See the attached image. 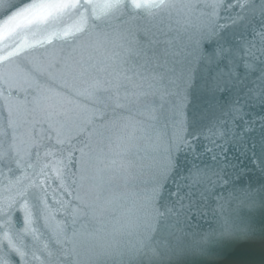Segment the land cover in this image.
<instances>
[{
  "label": "water",
  "instance_id": "95a60500",
  "mask_svg": "<svg viewBox=\"0 0 264 264\" xmlns=\"http://www.w3.org/2000/svg\"><path fill=\"white\" fill-rule=\"evenodd\" d=\"M3 11L0 8V16ZM230 11L235 15L240 10ZM200 13V9L180 7L155 17L117 12L101 17L95 29L89 28L91 21L82 24L73 15L55 26L38 25L0 39V207L38 179L36 174L48 162L42 157L37 165L29 159L32 142L41 145V154L51 151L65 163L63 186L51 174L46 182L45 198L53 215L41 220L39 239L25 238L40 259L29 257L26 264H148L134 259L133 250L142 236L139 225L150 211L147 197L166 164L168 154L161 146L173 149L180 136V114L191 119L202 107L199 69L206 61L197 54V41L206 20ZM227 15L221 13L224 18L219 22L231 26ZM262 24L257 18L255 30ZM78 27H84L85 33H77ZM65 30L68 36H51ZM245 35L253 40L251 33ZM203 47L209 49L207 43ZM244 58L255 65L248 79L252 87H258L264 50L257 44L252 55ZM90 65L107 70L92 71ZM134 74L137 87L127 91L137 95L129 99L124 98V89L119 99L104 91L87 94L93 80L107 88L116 77ZM141 92L147 95L139 96ZM245 111L264 116V104L253 102ZM9 112L15 130L14 134L9 130L12 138L3 142ZM101 112L107 113L103 122L94 119ZM53 120L61 129L63 144L46 141V128ZM90 120L88 135L78 136L77 130ZM208 133L207 121L195 128L187 126L183 139L191 148L185 151L181 143L179 152L173 149L177 163L183 160L187 167L173 169L161 195L176 192L177 185H185L184 192L191 190L203 210L181 217L176 228L183 232L177 235L182 245L195 241L207 246L209 254L180 256L165 264H264V170L259 160L251 158L258 137L233 143L228 136ZM217 152L221 154L214 162L212 156ZM193 164L214 171L223 167V178L230 183H218L211 198L200 200L204 186L189 189L185 179ZM242 190L255 195H242ZM216 197H223L222 213L214 210ZM242 226L250 228L247 236L222 235L226 228Z\"/></svg>",
  "mask_w": 264,
  "mask_h": 264
},
{
  "label": "snow or ice",
  "instance_id": "6c2138e0",
  "mask_svg": "<svg viewBox=\"0 0 264 264\" xmlns=\"http://www.w3.org/2000/svg\"><path fill=\"white\" fill-rule=\"evenodd\" d=\"M177 7L194 11L201 10V15L205 18L206 24L201 29L199 40L197 41V54L206 64L199 69L202 83L199 91L202 96V107L198 114L194 113L191 119L183 113L177 122L180 136L173 149L180 151V144L186 145L187 151L191 144L183 139V133L187 131V126L191 124L194 128L207 121L209 125V135L223 138L228 136L233 143H245L248 139L258 137L256 143L259 145V152H256V143L251 149V158L259 160L262 170H264V116H257L245 111L253 102L264 104V69L260 70L258 87H252L248 77L255 70V65L248 62L244 56H251L252 50L257 44L264 50V24L259 31L255 30L257 18L264 22V0L255 3L253 0H19L18 3H10L8 0H0V8H3V15L0 16V39L10 38L19 31L29 30L32 27L41 25L44 27L55 26L61 23L64 18L73 15L78 16L82 24H89L90 29L98 27L96 21L101 17L109 16L113 13H126L132 17H155L161 13ZM240 11L231 14L230 10ZM221 13H226L229 23L221 24L219 21L224 18ZM77 33H85L84 27L76 28ZM246 33L253 35V40H248ZM68 31H54L52 37L68 36ZM87 35V34H86ZM90 39V37H88ZM47 42L37 41L38 44ZM88 41H85L87 46ZM207 43L209 49L205 50L203 44ZM16 53H9L14 55ZM244 54V55H242ZM5 56L3 59H7ZM243 68V73L238 72ZM90 69L96 72L107 69L98 65H90ZM88 71L89 69H84ZM136 74L133 76H118L107 88H101L99 80H93L87 91L91 94L97 91L109 92L120 98L121 89L125 90V99L136 96L135 92L129 93V88H136L133 83ZM188 84L191 83V76ZM37 85V91L39 90ZM147 93H139V96H146ZM139 98V97H137ZM123 107V105H117ZM250 119H245L246 116ZM94 119L101 122L107 119V113L101 112ZM39 123V122H38ZM93 121L77 130L78 136L86 137ZM36 125H33V131ZM14 134L15 122L11 119V113L5 117V130L3 132L4 141L11 139L10 131ZM61 129L53 120L46 128V141L55 139L56 144H63L60 139ZM41 145L32 142L28 151L30 160H35L39 165L41 158L47 160L43 163L40 171L36 174L38 179L34 180L28 187L18 192L14 200L7 205L0 207V264H26L29 257L33 261H38L39 256L26 243V237L33 240L39 239L41 220L47 221L53 214L49 210L46 182L51 176L61 181L63 186V176L65 163L62 159H56L51 151L40 152ZM167 153L165 167L160 171L156 184L148 195L146 203L150 209L147 216L139 225L142 229V236L133 250L134 259H143L148 264H165L180 256H204L208 255L207 246H200L195 241L189 245L180 243L181 236L177 232H183L176 228V222L181 217H187L191 213H200L203 206H197L198 201L193 199L191 190L184 192L185 185H177L174 193H168L167 197L161 195L164 183L172 174L173 169L187 167V164L177 159L173 154V149L161 146ZM214 147L221 149V145L214 144ZM211 151V149H205ZM246 151H248L246 149ZM220 152L212 156V160L217 161ZM51 158V159H49ZM19 163V162H17ZM35 165H28L34 167ZM7 167V165H5ZM227 167V165L225 166ZM12 171L11 168L8 169ZM189 189L203 185L199 199L207 201L213 196V190L217 184H228L230 180H225L224 168L218 171L208 168H200L193 164L187 168ZM216 177V179H213ZM242 195L252 196L255 193L249 190H242ZM171 198V199H170ZM189 200L185 204L183 201ZM217 203L215 211L222 213L224 204L223 197H216ZM159 202V203H158ZM175 218V222L173 221ZM250 232L248 226L239 228H226L222 235L247 236ZM187 235V233H184ZM175 241V242H174ZM56 243H60L59 240ZM35 247V245H33ZM47 247V245H45ZM38 250V249H37Z\"/></svg>",
  "mask_w": 264,
  "mask_h": 264
}]
</instances>
